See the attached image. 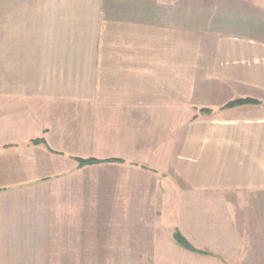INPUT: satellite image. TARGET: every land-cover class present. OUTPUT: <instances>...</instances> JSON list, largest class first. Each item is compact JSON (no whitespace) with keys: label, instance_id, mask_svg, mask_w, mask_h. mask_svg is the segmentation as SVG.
Wrapping results in <instances>:
<instances>
[{"label":"crops","instance_id":"1","mask_svg":"<svg viewBox=\"0 0 264 264\" xmlns=\"http://www.w3.org/2000/svg\"><path fill=\"white\" fill-rule=\"evenodd\" d=\"M0 264H264V0H0Z\"/></svg>","mask_w":264,"mask_h":264},{"label":"trees","instance_id":"2","mask_svg":"<svg viewBox=\"0 0 264 264\" xmlns=\"http://www.w3.org/2000/svg\"><path fill=\"white\" fill-rule=\"evenodd\" d=\"M246 103H259V101L256 100V99H252V98H237V99H234V100L228 102L225 105V107H233V106H236V105H241V104H246ZM201 111L210 112V109H202ZM106 161H122V160H120V159H109V160H106ZM81 162H82L81 163L82 165H86V164H96L97 162H101V160L92 158V159H82ZM174 237L179 242V244H181L185 248H187L189 250L197 251V252H200V253H205L204 251H200V250L196 249L186 239V237H184L182 235V233L178 229H175Z\"/></svg>","mask_w":264,"mask_h":264},{"label":"rangeland","instance_id":"3","mask_svg":"<svg viewBox=\"0 0 264 264\" xmlns=\"http://www.w3.org/2000/svg\"><path fill=\"white\" fill-rule=\"evenodd\" d=\"M100 174H101V175L103 174V176H104V175H107V173H103L101 170H100ZM107 185H108V184H104V185H103L104 188L107 187ZM105 190H106V188H105Z\"/></svg>","mask_w":264,"mask_h":264}]
</instances>
